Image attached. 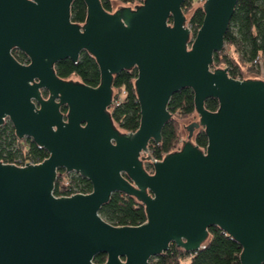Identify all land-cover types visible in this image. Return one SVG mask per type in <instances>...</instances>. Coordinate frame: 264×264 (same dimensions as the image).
<instances>
[{
  "label": "water",
  "instance_id": "1",
  "mask_svg": "<svg viewBox=\"0 0 264 264\" xmlns=\"http://www.w3.org/2000/svg\"><path fill=\"white\" fill-rule=\"evenodd\" d=\"M83 1L80 24L71 20L73 0H0V126L8 118L18 139L48 153L35 163L0 161V264H97L98 253L102 264H149L171 244L197 252L211 226L240 245L239 264H264V79L213 67L238 0L200 3L194 35L184 0L116 3L111 12ZM12 48L29 62L16 61ZM81 51L98 66L97 86L55 73ZM133 68L140 121L126 132L108 109L114 76ZM183 88L193 92L195 119L180 122L177 149L154 159L148 144L161 141L170 98ZM198 128L205 148L193 142ZM58 168L86 178L91 191L56 196ZM114 192L143 204L146 220L106 222L99 209Z\"/></svg>",
  "mask_w": 264,
  "mask_h": 264
},
{
  "label": "trees",
  "instance_id": "2",
  "mask_svg": "<svg viewBox=\"0 0 264 264\" xmlns=\"http://www.w3.org/2000/svg\"><path fill=\"white\" fill-rule=\"evenodd\" d=\"M103 8L112 11L114 2L121 5L141 3L142 0H100ZM191 0H184L182 10L184 14L192 8ZM71 20L83 23L86 18V5L83 0H73L70 8ZM204 12L201 6L192 9L187 25L193 35L200 27ZM259 59L258 65L254 63ZM227 67L229 76L243 79L244 73L259 76L264 74V0H238L224 35V46L221 51L213 54V67ZM54 70L61 79L73 78L89 86H97L100 73L94 58L86 51H81L76 62L66 58L58 61ZM261 73V74H262ZM137 76L135 68L123 70L116 74L112 81L113 104L109 107L111 119L117 127L126 132L135 131L139 126L140 109L132 80ZM208 111L218 108L215 98H208L204 102ZM169 119L162 128L161 141L148 144V149L154 159L177 149L182 141L180 122L192 116L195 112L193 92L190 88H183L174 93L168 103ZM65 112L66 110H62ZM193 142L200 148H205L207 138L203 129L197 130ZM48 156L42 147L37 146L30 137L18 139L10 123L0 127V160L11 162L14 159L22 161L40 162ZM151 172L150 164L145 166ZM68 181V185L65 183ZM92 189L91 183L84 177L66 172L58 168L54 184V194L60 196L70 193H88ZM99 215L114 226H135L146 220L144 206L134 197L120 193H112L109 201L99 209ZM222 232L218 227L208 228V239L203 247L195 253H188L171 244L167 251L153 256L149 264H239L240 245ZM106 260L104 253H98L93 261L102 264Z\"/></svg>",
  "mask_w": 264,
  "mask_h": 264
},
{
  "label": "flooded vegetation",
  "instance_id": "3",
  "mask_svg": "<svg viewBox=\"0 0 264 264\" xmlns=\"http://www.w3.org/2000/svg\"><path fill=\"white\" fill-rule=\"evenodd\" d=\"M134 4H132V5H130V6H133ZM11 54H12V56L14 57V59L16 60V61H18L19 63H22V64H27L28 62H29V58H28V56L24 53V52H22V51H20L19 49H17V48H12L11 49ZM42 95L46 98L47 97V91L46 90H42ZM61 110H66V108H65V106H62L61 107ZM195 115V114H194ZM198 117V116H197ZM5 123H10V121L8 120V118H6L5 120H4V123L2 124V125H4ZM11 124V123H10ZM1 125V126H2ZM12 125V124H11ZM0 126V127H1ZM13 127V126H12ZM199 129H201V128H198V130ZM196 134V133H195ZM194 133H193V137H194V135H195ZM193 137H192V139H193ZM24 138H26V137H24ZM23 139V138H22ZM0 161H2V160H0ZM2 162H4V163H10V162H5V161H2ZM147 164H150V163H145V166L147 165ZM151 165V164H150ZM151 167H152V165H151ZM75 173V172H74ZM149 173H152V170H151V172H149ZM77 174V173H76ZM79 175V174H78Z\"/></svg>",
  "mask_w": 264,
  "mask_h": 264
},
{
  "label": "rangeland",
  "instance_id": "4",
  "mask_svg": "<svg viewBox=\"0 0 264 264\" xmlns=\"http://www.w3.org/2000/svg\"><path fill=\"white\" fill-rule=\"evenodd\" d=\"M203 1H204V0H191V3H192V6H193V7L191 8L190 11H188V12L186 13V15H187V17H186L187 21H188V17H189V15H190L192 9L196 8L197 6H201L200 3H203ZM116 3H118V2H114L113 6H114ZM187 23H188V22H187ZM259 73H260L259 75H261L262 72H259ZM244 74H245L244 76H246V75H249V74H251V73L246 72V73H244ZM73 78H75V77H73ZM190 118L192 119V121H194V119H195L194 114H193L192 116H190L189 118H187V119H185V120H182L181 122H185L186 120H188V119H190ZM180 128H181V123H180ZM197 130H198V129H196L195 133L197 132ZM195 133H194V134H195ZM181 136H182V139H183V132H182V129H181Z\"/></svg>",
  "mask_w": 264,
  "mask_h": 264
},
{
  "label": "built area",
  "instance_id": "5",
  "mask_svg": "<svg viewBox=\"0 0 264 264\" xmlns=\"http://www.w3.org/2000/svg\"><path fill=\"white\" fill-rule=\"evenodd\" d=\"M254 63L256 65H258L259 63V59H257L256 61H254ZM258 78H261V79H264V74L262 73L261 75L257 76ZM237 79H241V77H236ZM10 163L12 164H16V165H19V164H25V163H35V162H32V161H22L21 159H14L13 161H11ZM68 185V181L65 183V186ZM75 192H72L70 191V193H67V194H62L60 196H67V195H71V194H74Z\"/></svg>",
  "mask_w": 264,
  "mask_h": 264
}]
</instances>
